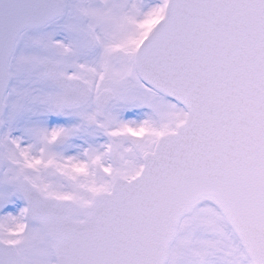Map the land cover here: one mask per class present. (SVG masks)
<instances>
[{"label": "snow or ice", "instance_id": "obj_1", "mask_svg": "<svg viewBox=\"0 0 264 264\" xmlns=\"http://www.w3.org/2000/svg\"><path fill=\"white\" fill-rule=\"evenodd\" d=\"M0 264H264V0H0Z\"/></svg>", "mask_w": 264, "mask_h": 264}]
</instances>
